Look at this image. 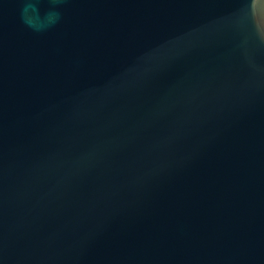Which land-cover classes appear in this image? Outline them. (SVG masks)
<instances>
[{
  "label": "water",
  "instance_id": "1",
  "mask_svg": "<svg viewBox=\"0 0 264 264\" xmlns=\"http://www.w3.org/2000/svg\"><path fill=\"white\" fill-rule=\"evenodd\" d=\"M0 264H264V0H0Z\"/></svg>",
  "mask_w": 264,
  "mask_h": 264
}]
</instances>
